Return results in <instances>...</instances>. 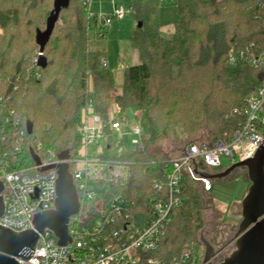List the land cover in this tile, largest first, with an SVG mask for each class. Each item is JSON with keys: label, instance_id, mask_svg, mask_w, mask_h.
Listing matches in <instances>:
<instances>
[{"label": "trees", "instance_id": "1", "mask_svg": "<svg viewBox=\"0 0 264 264\" xmlns=\"http://www.w3.org/2000/svg\"><path fill=\"white\" fill-rule=\"evenodd\" d=\"M53 1L0 0V87L10 97L24 130L26 164H31L30 150L42 162L52 161L65 149L74 159L81 111L88 101L104 120L112 105H117L121 115L139 113L150 125L135 151L120 158L132 163L122 191L143 206L154 194L151 182L161 179L167 159L156 149L167 141H179L177 128L193 139L189 143L213 144L228 139L243 122L245 100L263 73L245 65L230 67L226 59L232 48L251 43L264 52V9L256 0H177L170 39L161 34L158 0H130V14L141 23L130 40L140 63L124 69L120 91L105 54L88 49L89 0H70L61 10L43 52L46 68H37L39 80H25L38 48L36 31L46 26ZM27 124L32 125L30 134ZM201 135L205 139H198ZM203 194L196 182L184 179L185 201L172 211L171 223L153 256L172 264L186 244L203 236Z\"/></svg>", "mask_w": 264, "mask_h": 264}, {"label": "built area", "instance_id": "2", "mask_svg": "<svg viewBox=\"0 0 264 264\" xmlns=\"http://www.w3.org/2000/svg\"><path fill=\"white\" fill-rule=\"evenodd\" d=\"M159 2L162 0H158ZM264 9V0H256ZM89 20L96 22L97 14L87 6ZM130 14L127 6H114L104 23L98 28L110 25L112 19L123 20ZM2 29L0 28V35ZM38 52L33 60L36 70L27 77L39 80ZM227 65L249 66L263 73L258 86L245 100L241 111L244 117L239 128L225 140L213 144L197 141L187 144L179 154L167 157L160 178H154L151 188L154 194L143 206L127 198L122 187L131 175L132 163L120 160L126 155H108L114 142L119 147L123 137L131 136L130 153L145 138L140 123L122 119L120 109L112 105L106 119L94 113L91 100L81 111L80 143L76 157H70L69 170L75 185L79 210L71 216L68 234L71 239L66 246H59L52 231L46 229L39 234L35 249L28 260L18 259L19 264H165L153 256L171 223V213L185 201L184 179L189 177L202 191H212V180L203 174H215L221 168V156L228 157L231 165L252 158L264 140V52L254 43L242 48H232L226 59ZM88 92H92L88 81ZM24 130L16 119L10 97L0 87V182L4 213L0 225L13 231L32 228L35 214L51 210L56 199L55 169L43 171L46 166L59 163L52 161L36 165L24 158ZM104 151L100 152V143ZM40 147V145H39ZM94 147H97L93 150ZM36 153V152H35ZM37 154V153H36ZM152 165L155 163L152 162ZM71 165L80 169L71 171ZM197 243L184 246L180 256L173 257L172 264H198L194 249Z\"/></svg>", "mask_w": 264, "mask_h": 264}, {"label": "water", "instance_id": "3", "mask_svg": "<svg viewBox=\"0 0 264 264\" xmlns=\"http://www.w3.org/2000/svg\"><path fill=\"white\" fill-rule=\"evenodd\" d=\"M69 3L70 0H54L45 29L36 31L35 42L41 54L38 67L41 69L47 66V60L43 56L45 46L59 20L61 10L66 9ZM137 28H141V23L137 24ZM27 132H32L31 124H27ZM30 157L36 165L41 164L33 150H30ZM70 157V150L65 149L56 155L59 163L42 169H55L57 173L56 199L51 210L35 214L33 227L27 230L17 232L0 225V264H19L18 259L28 260L38 242L39 234L46 229L52 231L59 246L70 243L69 219L79 210L77 191L69 170ZM237 169L246 171L250 185L241 202L242 220L233 237L234 250L219 264H264V140L252 158L234 163L219 173L203 174V177L221 180ZM3 189L0 182V218L4 213ZM200 243L204 247L202 264H213L218 254L213 242L200 237Z\"/></svg>", "mask_w": 264, "mask_h": 264}, {"label": "rangeland", "instance_id": "4", "mask_svg": "<svg viewBox=\"0 0 264 264\" xmlns=\"http://www.w3.org/2000/svg\"><path fill=\"white\" fill-rule=\"evenodd\" d=\"M114 1V5L112 2ZM130 0H91L92 10L97 13V20L89 22L88 32V49L91 52H101L106 56L108 68H110L114 74L115 84L118 91L121 90L123 79V72L125 68L139 65L140 61L136 50L130 44L133 30L137 26V22L132 14H128L125 19L117 20L112 19L110 25L102 29L103 35L98 36V27L102 25L105 19L112 13L114 6H128ZM159 4V16L158 23L161 29L163 37L170 39L174 33V23L177 20V0H162ZM45 29V25L41 30ZM38 53V48L35 53L32 54V64L25 71L23 77L27 80V77L36 70L33 65V60ZM122 119L129 120L130 123L136 120L140 123L145 137L150 132V125L148 122L143 121L139 113H132L127 111L120 114ZM116 135H113L111 141H116ZM176 137L179 141L172 142L167 141L161 145L159 149L161 153L167 157L178 154V150H182L186 144L193 139L187 138L184 131L180 128L176 129ZM132 137H123L120 141L119 147L112 145V149L109 150L108 155L118 156L121 151L127 153L130 152V142ZM198 139H205L204 135L199 136ZM97 147H94L96 149ZM121 149V151H120ZM104 151V143H100V152ZM77 152L79 150L77 149ZM231 166L230 159L225 156H221V168L215 171L224 170ZM80 169V166H71V171L74 169ZM250 183L247 180L245 170L237 169L233 171L228 177L218 180H212V191L210 193L203 191L202 202L204 205L203 217L204 227L200 234L201 237L207 241H212L213 245L218 252L217 257L213 264H219L224 258L228 257L234 250L233 237L238 230L239 223L241 222V202L247 193ZM202 190V189H201ZM199 236V237H200ZM195 243V242H194ZM196 252L197 259L202 264L204 256V247L200 243V238L197 239Z\"/></svg>", "mask_w": 264, "mask_h": 264}, {"label": "crops", "instance_id": "5", "mask_svg": "<svg viewBox=\"0 0 264 264\" xmlns=\"http://www.w3.org/2000/svg\"><path fill=\"white\" fill-rule=\"evenodd\" d=\"M112 5H114V1L112 2ZM91 8H92V6H91ZM96 14H97V13H96ZM106 64H107V66H108L107 60H106ZM121 81H122V82H121ZM120 82L123 84V79H120V80H119V83H120ZM121 83H120V84H121Z\"/></svg>", "mask_w": 264, "mask_h": 264}]
</instances>
